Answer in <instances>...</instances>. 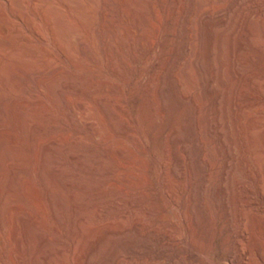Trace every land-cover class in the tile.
<instances>
[{"label":"rangeland","instance_id":"1","mask_svg":"<svg viewBox=\"0 0 264 264\" xmlns=\"http://www.w3.org/2000/svg\"><path fill=\"white\" fill-rule=\"evenodd\" d=\"M250 11L0 0V264H189L188 248L199 264H229L224 219L213 252L181 191L203 177L187 174L197 150L213 184L226 161L264 166V137L227 109L246 77L264 91V22ZM246 214L235 219L252 228Z\"/></svg>","mask_w":264,"mask_h":264},{"label":"bare ground","instance_id":"2","mask_svg":"<svg viewBox=\"0 0 264 264\" xmlns=\"http://www.w3.org/2000/svg\"><path fill=\"white\" fill-rule=\"evenodd\" d=\"M230 3L231 2H229V5ZM240 3L250 4L251 11L250 13H248V16L251 17L250 19L256 18L264 22V0H240ZM221 12L222 10L219 11V13ZM221 14L219 16H221ZM249 17L246 16L247 19ZM251 30L252 28L247 26V23L246 25L242 23L239 26L237 25L234 27V32L241 36L243 40L247 39L251 35V32L253 31ZM241 77L243 76L241 75ZM253 80L254 79H252V77L244 78V82H242V84H244L243 86L241 84V87L239 89L242 90L239 93L238 100L235 103H230L227 109L230 112L236 113V116L240 121L238 126L242 132L246 134L249 133L250 135L258 134L260 135V137H264L263 83H259ZM222 142H224V140ZM226 144L227 142L225 143V145ZM197 148L198 147H196V149ZM196 152L197 154H190L188 156L187 161L190 165L187 174L190 176V179H192V175L194 173L195 176L197 175V179L199 177L198 175H203V177L201 179L199 177V180H197L195 183H192V180H190L189 187L186 185L188 189L186 191H181L182 199L184 197L187 203L186 208L189 211V214L187 215L186 213V215L184 216L186 218L185 220H187L186 222H188L189 224V228H191V230L192 228L193 230H198L201 237L206 238L208 241L210 240V247L214 252L216 251V246L214 245L216 235L215 228L217 219L221 217L225 221L224 230L228 232L224 241L223 248L228 263L248 264L250 262L251 264H264V166H245L243 168L239 166L240 168L236 167L235 169L230 164L232 160H230L229 162L226 161L225 163L223 162L224 164L220 173L221 180L220 182L213 184L214 182L211 183L208 181L209 179L207 180V178H205L206 176L204 177V172L208 170L206 169V171H204L202 170V168H200L199 163L203 160H200L198 156V150ZM200 153L201 151L199 152V154ZM204 156L201 158L204 159ZM174 158L176 159V157ZM175 162H177V164H180V158ZM207 166L208 165H206L205 167ZM195 176L193 177L195 178ZM217 181H219V179ZM169 197L171 198L172 196L170 195ZM245 212L249 213L248 215L246 214L248 217L250 214L251 216H253L254 221L252 220V218H250V220L253 222L252 224H254L252 228L251 224L250 226L248 224L249 228L248 226H246L248 221L247 223L241 222L242 215L245 214ZM241 213L243 214L241 215ZM236 215H240L241 218H239L238 216V218L235 219ZM164 236L159 237V241L161 243L168 240V237ZM196 239L194 240L197 241ZM202 244L203 243H201V245ZM184 257L189 264H199V257L190 248L186 250Z\"/></svg>","mask_w":264,"mask_h":264}]
</instances>
